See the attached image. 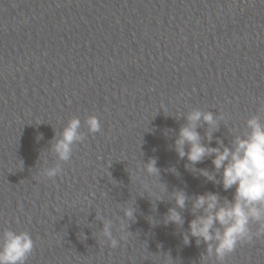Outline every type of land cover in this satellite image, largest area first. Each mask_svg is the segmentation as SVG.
<instances>
[{"label": "water", "instance_id": "obj_1", "mask_svg": "<svg viewBox=\"0 0 264 264\" xmlns=\"http://www.w3.org/2000/svg\"><path fill=\"white\" fill-rule=\"evenodd\" d=\"M192 108L225 115L213 135L226 145L264 115V0H0V231L30 232L28 264H172L169 253L199 264L206 246L181 235L191 205L183 229L166 226L175 205L160 182L229 199L235 187L193 175L174 150ZM93 113L101 131L74 146L62 175L42 178L54 129L79 116L87 133ZM152 158L159 178L143 170ZM196 167L212 170L211 157ZM101 213L126 237L116 248L100 234ZM226 264H264V240Z\"/></svg>", "mask_w": 264, "mask_h": 264}, {"label": "clouds", "instance_id": "obj_2", "mask_svg": "<svg viewBox=\"0 0 264 264\" xmlns=\"http://www.w3.org/2000/svg\"><path fill=\"white\" fill-rule=\"evenodd\" d=\"M181 115L185 117L186 123L179 128L174 150L179 158L187 157L185 168L193 175L205 177L214 185H221L225 192L233 187L235 191L231 199L221 197L219 192L214 191L190 196L180 188L168 193L166 185L159 179L163 185L162 193L167 194V199L174 201L175 205L168 209L163 223L166 226L172 223L183 229L185 217L181 210L190 204L189 211L193 218L188 222V228L181 232L183 244L190 245L194 238L197 246L201 243L206 246L199 264H226V259L238 246L264 240V115L258 111L249 116L243 133L231 132L232 139L227 145L213 135L221 123L228 127L223 113L192 108ZM205 125L204 135L201 136L198 128ZM83 126L87 133L81 130L80 117L72 116L59 132L54 129V136L45 149V155L42 157L40 152L38 158L42 178L54 180L62 175L63 164L71 161L74 146L83 143L87 134L101 131L100 118L94 113L87 115ZM42 138V134L37 136V140ZM213 139L216 140L215 147L211 146ZM185 145L188 146L187 151ZM49 154L55 162L49 161ZM209 157L212 170L196 167ZM142 166L147 175L159 178L160 170L155 158ZM169 170L176 173L174 167ZM163 199L161 195V198L155 200ZM122 212L128 222L135 219L133 205H125ZM99 221L102 224L101 236L110 247L116 248L126 237L121 235L117 239L112 231L113 221L105 218L102 213ZM34 247L35 241L29 231L4 228L0 231V264H28ZM168 256L172 264H175L170 253Z\"/></svg>", "mask_w": 264, "mask_h": 264}]
</instances>
